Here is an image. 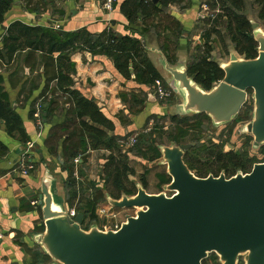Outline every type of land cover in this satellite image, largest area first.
I'll return each instance as SVG.
<instances>
[{"label":"crops","instance_id":"crops-1","mask_svg":"<svg viewBox=\"0 0 264 264\" xmlns=\"http://www.w3.org/2000/svg\"><path fill=\"white\" fill-rule=\"evenodd\" d=\"M209 1L182 0L181 4L169 6L168 13L181 23L183 32L180 38H174L171 32L164 34V37L178 45L175 52L176 62L171 63L172 65L181 64L188 67L197 55V45L205 42L202 41V35L207 29V17L200 15V7L207 5ZM244 1L246 11L248 4ZM104 2L105 0H14L4 22L0 24V48L3 47V39L9 26L14 22L52 28L64 33L87 30L93 35H100L112 30L119 36L138 39L145 37L143 41L146 42L144 45L149 58L167 86L173 90L176 101L173 104L171 102V105H160L158 100L150 98V94L155 97L153 86L140 84L134 74L130 78L125 77L116 68L113 58L105 54L79 51L71 56L75 67L72 74L73 89L85 98L93 100L99 106L101 114L113 122V130L106 131L108 136L123 138L132 134V137L150 131L155 124L154 119L148 122L150 118L158 117L161 113L166 114L167 110L176 108L182 100L174 87H171L172 80L163 69L161 55L156 52L161 50L160 45L163 43V40L158 39L156 30L146 27L141 18L134 23L129 22L121 11L125 0H118L112 12L104 9ZM245 15L257 21L253 15ZM159 20L160 18L156 19ZM230 47L228 46L229 51ZM221 49L213 44L211 55L214 57V52L217 50L219 53ZM171 54L173 55V52ZM56 59L57 56L45 57L41 53L23 51L10 64L0 61V75L3 78L1 86L13 108L16 105L14 109L21 117L26 135L25 139L18 134L10 136L5 123L0 120V143L5 148L0 149V230L5 237L0 240V264H44L43 257L39 256L42 249L36 244L34 237L45 229L39 197L46 165L57 179L58 191L64 198L68 211L70 208L66 202L65 190L68 174L62 168L63 165L69 167L75 163V190L78 198L72 208H78L81 194L85 193L87 188L93 187L98 191L104 189L101 170L111 151L90 148L81 155V141L87 139L90 134L82 122L99 126L93 124L89 117L82 116L70 96L60 91L57 85ZM135 96L139 103L133 106L131 101ZM41 99H45L46 103L52 106L48 115L47 112L44 113L47 120H43L42 128L38 127L31 117L32 109ZM57 127L66 130H61L60 133L58 131L59 136L51 142L49 149L45 142L51 129ZM29 144L34 145L32 149H29ZM122 148L125 152L131 149H125L123 146ZM76 152L78 155L73 162L72 154ZM127 156L130 166H133V160L142 164L150 163L132 152V149L127 152ZM24 166L32 167L27 174H24ZM133 169L135 175L132 177L138 174L140 178L143 175L148 178V171L137 173L134 166ZM34 201H37L36 205L33 204ZM96 217L100 220L98 208Z\"/></svg>","mask_w":264,"mask_h":264},{"label":"water","instance_id":"water-1","mask_svg":"<svg viewBox=\"0 0 264 264\" xmlns=\"http://www.w3.org/2000/svg\"><path fill=\"white\" fill-rule=\"evenodd\" d=\"M151 1L157 5L160 0ZM249 20L251 37L258 43L257 58L231 51L229 62L219 63L223 80L210 90L189 76L188 67L172 65L163 51L156 52L182 100L174 115L204 113L215 128L226 126L237 119L252 92V119L243 131L253 137L257 149L264 145V27ZM150 98L156 100L151 94ZM192 146H159L172 178L166 191L149 194L136 183L135 195H107L113 208L136 210L118 231H104L95 224L84 229L82 212L72 219L46 165L39 197L45 229L34 240L51 258L50 264H203L213 253L221 264H264V162L231 178L224 173L199 178L184 161Z\"/></svg>","mask_w":264,"mask_h":264},{"label":"trees","instance_id":"trees-1","mask_svg":"<svg viewBox=\"0 0 264 264\" xmlns=\"http://www.w3.org/2000/svg\"><path fill=\"white\" fill-rule=\"evenodd\" d=\"M181 1L160 0L155 5L151 0H125L121 7L122 13L127 17L129 22L134 23L141 18L146 27L156 30L158 39L160 41L163 40L160 49L164 52L170 63L176 62L175 52L178 45L167 37H164V34L171 32L174 38H180L183 32L181 23L168 13V9L170 5L181 4ZM253 1L260 9L258 18L263 21L262 26L264 27V0ZM13 2L14 0H0V24L4 22L5 15L13 5ZM207 5L211 10L215 11V14L211 18L207 17V29L202 35V41L205 40V42L197 45V55L193 62L188 65V74L204 89L210 90L214 83L220 82L225 76L219 63L211 55L213 41L218 39V44L221 45L223 52L230 56L227 43L221 35L223 34V28L228 31L233 48L246 59L257 58L258 52L256 49L258 43L251 37L252 27L249 18L244 13L246 7L244 0H210ZM157 18H160V20L156 21ZM214 36H216L215 39H213ZM144 38L119 36L112 30L105 31L100 35H93L87 30L64 33L52 28L28 26L22 22H14L9 26L3 39V47L0 48V61L6 64H10L23 51L41 53L45 57L54 58V56H57V85L60 91L70 96L73 105L82 116L89 117L93 124L101 127L90 126L85 121L82 122L83 127L90 134H88L87 139L81 141V145H83L81 155H84L90 148L111 151V155L101 170L104 176V189L98 191L91 187L92 189L87 188L86 192L81 194V201L77 206V210L79 213L82 212L85 215L84 222L88 219L92 222L99 221L95 214L97 205L98 202L107 200V195L114 199H119L124 194L132 196L137 193L136 183L131 179L135 175V172L128 163L127 152L132 149V152L149 162L160 160L162 158L161 151L159 145L157 146L154 141L157 140L155 139L157 136H162L159 123L164 117L153 116L150 118L148 122L152 119L155 121L152 129L148 132L140 133L137 144L125 152L121 141H126L132 134L123 138L120 136H108L106 131L113 130V122L101 114L99 106L93 100L85 98L79 91L73 89L72 74L75 72V67L71 61V56L73 53L79 51L105 54L113 58L116 68L125 77L130 78L134 74L136 80L142 85L154 87L157 80H162L165 86H167L155 64L149 58L148 51L143 44ZM172 52L173 55L171 54ZM2 82L3 78L0 75V120L5 123L10 136L18 134L22 139H25L26 135L21 117L16 113L13 104L10 103L7 93L4 92L1 86ZM137 99L136 96L132 97L131 105L134 106L136 103H139ZM40 104L42 106L43 120L46 121L49 111L52 110V106H49L45 99H41ZM247 109L246 114L241 115L240 113L237 119L234 120L236 123L244 122L249 118L252 106H249ZM35 111L36 106L31 111L33 120ZM46 112L47 115L44 114ZM170 120L176 125L177 130L180 131V138H184L189 135L191 130H198L194 125H187L183 129L184 125L192 124V121H210L211 119L203 113L192 115V117L174 115L170 117ZM61 130L65 131L66 128L57 127L51 129L49 137L45 142L49 149L51 142L58 138ZM172 140L178 141L177 135H174ZM252 140L253 137L251 136L246 141L245 146L247 148L251 145ZM224 146V144L215 145L212 143L198 153L199 157L190 154V151L193 150L192 146L186 152L185 162L190 170L195 172L199 177L210 175V169L213 167L217 168L215 174L224 172L234 176L239 171L249 170L247 172H250L253 164L258 163L259 159L252 157L248 150L242 153L224 152ZM260 148L264 156V145ZM0 149H5L1 143ZM77 155V152L72 154L73 162ZM62 168L68 174L65 181L66 202L69 208L72 209L78 198V193L75 190V163L69 167L63 165ZM159 178L165 181L164 177L159 176ZM142 184L146 186L144 179L142 180ZM89 191H91V194L87 196L86 193ZM90 226L86 225L84 229H88ZM39 256L43 257L44 264L50 262V257L43 252H40ZM217 261L218 256L213 253L208 259L204 260L203 264H217Z\"/></svg>","mask_w":264,"mask_h":264},{"label":"rangeland","instance_id":"rangeland-1","mask_svg":"<svg viewBox=\"0 0 264 264\" xmlns=\"http://www.w3.org/2000/svg\"><path fill=\"white\" fill-rule=\"evenodd\" d=\"M247 2V8L246 11L244 13L247 14H251L254 16V19H256L258 21V12L260 11L259 7L253 3L252 0H246ZM201 13L200 15H203L204 17H208L211 18L213 17V15L215 14V11L211 10V8L207 5V9H205L204 7H200ZM251 17V16H250ZM249 17V18H250ZM259 23L262 25L263 21H261L259 19ZM221 34L224 37L225 42L228 44V46L230 47V51H232V53H235L237 56L239 57H243L241 55L238 54V52H236L233 48H232V42L230 40L228 31L225 30L223 28ZM218 37V36H217ZM216 36H214L213 39H215ZM218 40V39H217ZM214 40V44L217 46V48L221 49V45L218 44V41ZM233 49V50H232ZM213 57V56H212ZM214 59L218 60L219 62H229L230 60V56L223 54V51L221 49V52H214ZM173 99V100H172ZM249 99L251 101H253L252 99V92L249 93ZM172 103H171V102ZM176 100L174 99V95L173 97L169 100V102L171 104H173ZM168 102V105H171ZM162 105V104H160ZM248 106L246 107V109L242 110L241 115L246 114ZM253 108H254V101H253ZM168 112L166 114H160V116H163L164 118L162 119V121L159 123L160 124V129L162 132V136H157V140H155L154 142L156 143V145L161 146V145H165V146H169L172 144L173 142V136L177 135V136H181L180 131L177 130L176 125L173 124V122L170 120V117L173 116L176 112L175 109L171 110H167ZM252 114H253V110L249 116V118L244 121V122H240V123H236L235 121L231 122L230 124L226 125V126H220L218 128H215L212 124V121H192V124H186L183 126V129H185L187 127V125H194L196 126V129L198 130H191L189 135L184 138L183 140H180V142L183 143H187V144H191L193 145V150H191L190 154L194 155L196 157H199V154L203 149H205L206 147H208L209 145H211L212 143L215 145H221V144H230L234 147L235 150H239V153L244 152L245 150H248L250 152V155L252 157H256L257 159H261L262 158V153L260 148H254L253 147V140L251 145L247 148L246 146H243L246 143V140L248 137H250L251 135L248 133H245L243 131L246 123H248L251 119H252ZM188 117H192V114H188ZM180 116V114L178 115ZM225 128L229 131L228 134H226V137L228 136V138L224 137L222 138L219 144H216V141H218V137L221 136L224 133H221V131ZM228 148V147H227ZM202 157V156H200ZM131 163V162H130ZM133 166L136 168L137 173H144L146 171L149 172L148 175V183H149V189L146 190L149 194H151L150 192L154 193V194H160L157 193L158 191L156 190V184H157V178H156V174L157 173H167L168 174V167L167 165H165L163 163V160L160 159L159 161L156 162H146L145 164H142L141 162H137V160H133L132 161ZM133 166H131L133 168ZM132 181L137 183L138 185H141L140 182V176L137 174L135 177H131ZM163 191H166L165 188L163 189ZM91 194V191L87 192L86 195L89 196ZM109 203L106 200H103L101 202H98L97 208L98 210L102 207L109 208ZM116 211L119 212V216L124 217L126 214L127 215H135L136 210L135 209H128V210H119L116 209ZM96 214V213H95ZM100 218V216H99ZM100 220L102 221V219L100 218ZM94 221L93 224L95 225H100L101 221ZM212 255V254H211ZM51 258H50V262L48 264H50ZM218 263L217 264H221L219 262V258H218Z\"/></svg>","mask_w":264,"mask_h":264},{"label":"built area","instance_id":"built-area-1","mask_svg":"<svg viewBox=\"0 0 264 264\" xmlns=\"http://www.w3.org/2000/svg\"><path fill=\"white\" fill-rule=\"evenodd\" d=\"M118 0H105L104 2V9L108 12H112L114 10V7ZM205 9H207V5L203 6ZM154 95L156 97V100H158L162 105H167L169 100L173 97L174 93L173 90L169 87L165 86L164 82L162 80H157L153 87ZM42 106L40 103L36 105V111L34 113V120L36 121V124L38 127L42 128L43 123V115H42ZM138 142V135L132 136L126 141L122 142V146L125 149H129L134 147ZM33 144H29V149L33 148ZM30 166H24V174H27L28 170L31 169ZM34 205L37 204V201L33 202ZM77 208H72L69 210V215L72 219H74L78 214ZM98 215L102 219L101 224L98 225V227L101 230L107 231V230H113L118 231L123 222L126 221V216L122 217L119 216V212L116 211L115 208H113L111 205H109V208L102 207L98 210ZM99 218V219H100ZM86 225H92V221L90 219L83 221L82 227H86ZM4 233L0 230V240H3Z\"/></svg>","mask_w":264,"mask_h":264},{"label":"flooded vegetation","instance_id":"flooded-vegetation-1","mask_svg":"<svg viewBox=\"0 0 264 264\" xmlns=\"http://www.w3.org/2000/svg\"><path fill=\"white\" fill-rule=\"evenodd\" d=\"M250 93V92H249ZM249 103V104H248ZM248 103H247V106L249 107V106H252V110H253V101H251L250 99H248ZM247 106H244L243 107V109L244 108H246ZM242 109V110H243ZM242 110H241V112L240 113H242ZM252 110H251V112H252ZM251 114V113H250ZM246 121V120H245ZM221 133H224V134H222L221 136H219L218 137V141H216V144H219L221 141H219V140H221L222 138H224V137H226V134H228L229 133V131L225 128V130L223 129L222 131H221ZM181 136H177V140L178 141H173V143L175 144V145H177V146H181V145H187V143H183V142H180V140H183L184 138H186V137H184V138H180ZM251 137V136H250ZM226 138H228V136L226 137ZM249 138V137H248ZM248 138H247V140H248ZM246 140V141H247ZM225 146H224V152H229V151H232V152H234V153H239L238 151L239 150H235L234 149V147H233V149L232 150H229L228 148H227V145H229L228 143L227 144H224ZM246 145V143L243 145V146H245ZM191 149V148H190ZM260 150H261V148H260ZM262 153V152H261ZM185 156H186V153H185ZM185 156H184V161H185ZM159 161V160H158ZM262 162H264V156L262 155V158L261 159H259L258 160V163H262ZM185 164H186V162H185ZM255 164H257V163H255ZM255 164H253V167H254V165ZM187 165V164H186ZM188 166V165H187ZM253 167H252V169H253ZM190 169V168H189ZM216 167H213V168H211L210 169V172H209V174L210 175H212V176H214V177H219L221 174H222V172H218V174H215L217 171H216ZM252 169L250 170V172L252 171ZM247 171H249V170H245V171H243V173L244 174H247V173H250V172H247ZM193 172V171H192ZM195 175H196V173L195 172H193ZM224 173V172H223ZM225 174V176L227 177V178H231V177H233L231 174H227V173H224ZM159 176H162V177H164V180L165 181H162L160 178H159ZM197 176V175H196ZM209 175H207L206 177H208ZM235 176V175H234ZM197 177H199V176H197ZM206 177H199V178H206ZM156 178H157V184H156V190L158 191L157 193H161V192H164L163 191V189H164V187L165 186H167V185H169L171 182H172V178H171V176H169L167 173H165V172H163V173H158L157 175H156ZM145 180V184H146V186H144L145 187V189L146 190H148V188H149V183H148V179H147V177H146V175H143L141 178H140V182H141V184H142V180ZM166 182V183H165ZM165 193H167V195L168 196H171V195H173L174 193H169V192H165Z\"/></svg>","mask_w":264,"mask_h":264}]
</instances>
